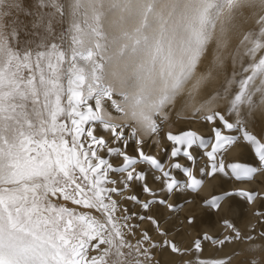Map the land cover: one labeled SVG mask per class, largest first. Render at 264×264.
Listing matches in <instances>:
<instances>
[{
    "label": "snow or ice",
    "instance_id": "6c2138e0",
    "mask_svg": "<svg viewBox=\"0 0 264 264\" xmlns=\"http://www.w3.org/2000/svg\"><path fill=\"white\" fill-rule=\"evenodd\" d=\"M243 8L259 9V28L241 40L251 62L228 115L214 109L212 96L192 109L193 118L203 113L210 136L191 129L161 136L169 109L209 79L199 66L211 45H226ZM19 14L32 18L39 42L21 39ZM258 107L264 110V0H34L31 9L0 0V264H160L157 250L194 253L192 264H231L200 258L202 240L221 248L252 241L223 215L235 198L264 208V194L225 189L201 198L200 210L220 216L230 234L205 233L187 249L166 238L158 213H177L170 198L198 192L204 178L250 181L264 171V139L242 115ZM153 137L168 144L167 166L145 151ZM237 143L250 146L259 167L225 162ZM193 149L206 158L196 171ZM189 212L184 222L195 228L199 217ZM152 232L165 239L154 241Z\"/></svg>",
    "mask_w": 264,
    "mask_h": 264
},
{
    "label": "bare ground",
    "instance_id": "6f19581e",
    "mask_svg": "<svg viewBox=\"0 0 264 264\" xmlns=\"http://www.w3.org/2000/svg\"><path fill=\"white\" fill-rule=\"evenodd\" d=\"M33 3L34 0H22L25 9H31ZM259 14V9H241L237 13L233 26L227 34L226 45L219 49L216 48L215 44L210 46L207 55L203 58L198 69V75H209L210 73L209 79L197 92L193 93V99H189L187 94H185L182 100L169 109V119L162 122L161 136L167 131L179 133L180 131L189 129L205 137L210 136L211 125L205 124L199 119V115L203 113L193 118L192 109L193 107H199L200 104L212 96L218 95L214 109L224 112L228 101L238 90V81L243 75H246L242 72V68L251 62L250 58L244 55L246 45L241 44V40L245 34L250 32L253 34L257 33L259 25L256 24V20ZM31 19V17L19 14V21L22 25L26 26L25 30L21 32V39L29 42H39V34H32ZM217 54L220 60L214 63ZM229 81H232V83H229ZM257 86H259V82H257ZM254 98L259 105L260 96L257 94ZM117 99L119 98L117 97ZM224 114L228 115L227 112H224ZM112 115L115 117L118 114L113 111ZM242 115L247 121L248 130L257 135L258 138L264 139V110L258 107L252 116H249L248 109L243 108ZM230 119L232 122H235L237 116L232 114ZM226 134L239 135L236 132ZM155 139V137L148 139L149 146L145 148V151L157 156L167 166L169 162L168 144L166 141L154 144ZM129 150L131 151V149ZM193 154L197 158V163L194 165V171H196L206 164V158L202 156L201 150L193 149ZM223 158L226 163L239 162L259 167L250 146L245 143L234 145L223 154ZM181 162L184 163V161ZM178 178L181 177L178 175ZM225 189H244L264 194V171H258L250 181L225 180L223 178L210 180L204 178V184L198 192L178 193L171 197L169 202L175 203L179 211L169 214L166 209L161 208L158 213L162 217L161 226L168 233L166 238L174 241L182 249H187L191 248L192 241L195 238L202 237L205 233L217 239L228 236L230 230L224 227L220 216L208 215L199 208L201 198L218 194ZM185 200L189 201V203H186ZM61 203L64 202L61 201ZM67 206L75 207L70 203ZM189 209H195L199 217V223L195 228H188L184 222L185 215L190 214ZM257 211H264V208H261L260 200H257L255 204H248L243 199L235 198L231 205V210L223 215V219L231 221L242 236L251 235L253 240L233 239L231 243L226 244L222 248L213 246L209 241L202 240L203 251L199 254L200 258H230L231 264H248L250 260L255 259L257 264H264V250L255 252L250 250L251 244H255L256 246L264 245V241L259 238L260 232L264 231V217L256 215ZM93 214L99 215L95 212ZM145 228H148L147 224L140 225V230ZM151 235L153 240L157 242L165 239V237H160L154 232ZM130 239L134 242L136 237H131ZM154 255L160 261V264H185V262L192 264L197 258L196 254L191 252L183 256H177L170 254L168 251L157 250Z\"/></svg>",
    "mask_w": 264,
    "mask_h": 264
}]
</instances>
